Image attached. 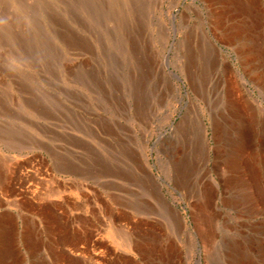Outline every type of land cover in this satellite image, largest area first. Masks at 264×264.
I'll return each mask as SVG.
<instances>
[{"label":"rangeland","instance_id":"374dc122","mask_svg":"<svg viewBox=\"0 0 264 264\" xmlns=\"http://www.w3.org/2000/svg\"><path fill=\"white\" fill-rule=\"evenodd\" d=\"M156 1L0 0V264H264L263 204L235 206L227 188L250 177L229 164L244 138L259 148L264 85L214 38L202 1Z\"/></svg>","mask_w":264,"mask_h":264},{"label":"bare ground","instance_id":"6f19581e","mask_svg":"<svg viewBox=\"0 0 264 264\" xmlns=\"http://www.w3.org/2000/svg\"><path fill=\"white\" fill-rule=\"evenodd\" d=\"M200 1H202L203 2V4L205 5V9L204 10H206L207 11V13H208V20L210 21V23H211V26H212V31H213V36H214V38L217 40V39H219V40H223V41H225L229 46H231L233 49H234V53H237V55L239 56V63H240V65H241V67L243 68V70H244V72H245V74L247 75V76H250V78H252V81H255L256 83L257 82H262L263 84L262 85H264V75L263 74H261L260 72H258V71H256L255 69V66H254V52L256 51L257 53V55H258V52L259 51H262L263 50V45H264V42H263V38H262V34L264 33L263 32V24H264V18H262V17H259L258 15H257V13L256 12H259V4H257L258 3V0H200ZM260 2H264V0H259ZM155 2H157L156 0H155ZM261 3V4H262ZM157 4H158V2H157ZM224 4H228V5H230V7H229V12H231V13H234V14H237V16H238V18H236V19H238V20H236L237 21V26H233V25H230V26H226V25H224L223 24V22H224V20L223 19H225V17H223V15L225 14V12H224V10H225V8L223 9V5ZM218 5V6H217ZM228 5H227V7H228ZM261 10H263V8L261 9ZM228 12V13H229ZM206 13V14H207ZM224 13V14H223ZM260 13V12H259ZM228 16H229V14H228ZM231 16V15H230ZM233 16V15H232ZM237 16H235V17H237ZM223 17V18H222ZM234 17V16H233ZM232 17V18H233ZM231 19V18H230ZM222 20H223V22H222ZM234 20H235V18H234ZM233 20V21H234ZM231 22V21H230ZM230 24V23H229ZM210 27V26H209ZM210 29V28H209ZM263 29V30H262ZM206 36H207V33H206ZM208 38H209V43H211V54L214 56V57H219L218 56V52L217 51H219L220 52V48L219 47H217L216 45H215V43H213L212 42V40H211V38L209 37V36H207ZM241 37H245V39L244 40H242V38ZM253 38H259V40H261V39H263L261 42L259 41V43L258 42H255V43H258V44H254V39ZM222 41V42H223ZM210 49V48H209ZM262 49V50H261ZM166 59H168V55H166V57H165ZM260 58V61L261 62H264V53L262 52V56H260L259 57ZM166 63H167V60H166ZM222 63V66H223V68L228 72V73H230L231 75L234 73V71L232 70V67H231V64L230 63H228V62H226L225 63V61H223V62H221ZM262 65H264V63L262 64ZM193 66V65H192ZM225 71V72H226ZM170 75H172V76H176L177 74L176 73H174L173 71L171 72L170 71ZM263 75V76H262ZM235 77V76H234ZM261 84V83H260ZM237 87H234V80H232V82H231V89H233V90H231L232 91V93L231 94H233L232 96H236V97H234L233 98V100L235 101L236 100V98H239V97H237L238 96V93H237V89H236ZM237 93V94H236ZM198 94V93H197ZM201 97V96H200ZM239 99H241V98H239ZM234 101H233V103H234ZM236 101H238V99L236 100ZM235 101V103H237ZM241 102V101H240ZM244 102V101H243ZM245 103H246V101H245ZM249 104V103H248ZM248 104L246 103L245 104V106L247 107L246 109H248V110H251L252 111V109L251 108H249V106H248ZM244 107V106H243ZM237 108V107H236ZM240 109V108H239ZM241 109H242V107H241ZM245 109V108H244ZM242 112V111H241ZM244 112H246V111H244ZM255 112H256V110H255ZM257 113V112H256ZM235 114H237L238 115V112L236 111L235 112ZM240 114V113H239ZM245 113H243V115H244ZM246 114H248V113H246ZM251 113H249V115H250ZM251 117H252V120L251 119H249V120H247L246 121V123L245 124H243V125H241L242 126V128H240L239 130H240V133L241 132H244V133H247V134H251L252 135V129H254V127H252V126H254V124H255V122L254 121H256V119H254L253 120V117L254 116H252V115H250ZM245 117V116H244ZM250 117V118H251ZM241 119V118H240ZM240 119H239V122H240ZM244 119V118H243ZM246 119H247V115H246ZM243 121V120H242ZM259 121V120H258ZM264 121V120H263ZM263 124V123H262ZM204 127V123L202 122V128ZM219 127V126H218ZM218 127H217V129H218ZM240 127V126H239ZM263 127V126H262ZM256 130V129H255ZM259 131V130H258ZM214 132V131H213ZM261 133V132H260ZM264 133V132H263ZM246 134V135H247ZM257 134V133H256ZM245 135V136H246ZM245 136H243V138L245 137ZM260 136V135H259ZM227 137V136H226ZM238 137V136H237ZM254 136L252 135L250 138L248 137V138H244V142H245V144H244V142L242 143V147H243V145H244V149H249V152H248V154H247V156H246V158L243 160V161H241L242 160V158L240 157V159L239 160H237V159H232L231 160V163L229 164V163H227V164H229V165H231L233 168H237L238 167V164L241 162L242 164H245L244 162H246V164H247V167H249L248 168V171H249V173H250V177H252V179L250 178L249 179V181L251 180V182L249 183V182H247V181H245L244 180V177L243 178H241V177H239L238 175H237V177H235L234 176V178L232 179V178H227V181H228V183L230 184V183H232V185L233 186H230V185H227V188L228 187H234L235 188V191H236V194L237 195H239L238 196V198H236V196L234 197V198H232L231 199V202H232V204L233 205H238L239 206V204H248L251 208V213H253V211H255L256 210V206H257V203H258V205H259V203H261V204H263V207H264V186H263V181H264V136H262V137H259V138H261V141H260V143H259V148L258 147H256V145H254V143L252 142L251 143V141L253 140L252 138H253ZM256 137V136H255ZM257 140L259 141V139H258V137H257ZM256 144V143H255ZM229 146H231L232 145V143L231 144H228ZM233 145L235 146V143H233ZM246 145H248V146H246ZM238 146V145H237ZM233 147V146H232ZM239 147V146H238ZM235 148H237V147H235ZM241 148V147H240ZM243 149V148H242ZM247 150L245 151V153L247 152ZM230 152V151H229ZM241 152H243L242 150H241ZM240 152V153H241ZM243 158H244V156H243ZM225 159V158H224ZM226 160V159H225ZM226 162H228V160L227 161H225V163ZM224 163V162H223ZM240 163V164H241ZM228 165V166H229ZM224 166V165H223ZM231 168V167H230ZM239 169H240V167H238ZM234 170V169H233ZM237 171H238V169H237ZM236 171V172H237ZM247 171V170H246ZM230 172H233V171H230ZM235 172V171H234ZM240 172V171H239ZM244 175V174H243ZM249 175V174H248ZM242 176V175H241ZM226 177H228V176H226ZM231 177V176H230ZM233 177V176H232ZM225 179V178H224ZM219 181V180H218ZM225 181V180H224ZM226 181V182H227ZM226 182H224L225 184L224 185H226ZM227 183V184H228ZM249 184H251V186H252V189L254 190V192L253 193H250V192H248L247 194H245L244 192H243V190H244V188H247V186L249 185ZM217 186V185H216ZM157 188V187H156ZM158 189V188H157ZM225 190H227L226 188H224ZM250 189V188H249ZM212 190L214 191L215 190V188L213 189L212 188ZM247 190V189H246ZM245 190V191H246ZM256 191V192H255ZM209 192V191H208ZM211 192V191H210ZM213 193H215V192H213ZM252 194V195H250V194ZM208 194V193H207ZM245 194V195H244ZM213 195V194H212ZM241 196V197H240ZM208 197H209V194H208ZM245 207V206H244ZM247 207V206H246ZM260 207V206H259ZM243 207H241V209H242ZM260 208H262V206L260 207ZM234 209V208H233ZM253 210V211H252ZM168 212V211H167ZM246 213V212H245ZM264 214V213H263ZM246 215V214H245ZM244 215V216H245ZM178 217H179V215H177ZM175 219V218H174ZM176 219H177V217H176ZM179 219V222L177 223L180 227H182V225H183V219L182 218H178ZM15 220V219H14ZM175 221V220H174ZM209 221V220H208ZM183 222V223H182ZM175 224V223H174ZM208 225H210V224H208ZM214 228V227H213ZM153 229V228H152ZM203 231H204V229H202ZM211 230V229H210ZM216 231V230H215ZM148 232V231H147ZM215 233V232H214ZM123 234V233H122ZM216 234V233H215ZM214 234V235H215ZM1 235V234H0ZM155 235V234H154ZM213 235V234H212ZM2 236V235H1ZM199 236V235H198ZM153 237V236H152ZM145 238H147V237H145ZM144 238V241L146 240ZM213 238V237H212ZM212 238H210L209 237V235H208V233H207V230L205 231V233H203V235H202V240H201V243L205 246V241L207 242V241H210ZM0 239H1V237H0ZM16 239H17V237H16ZM119 239H120V241H121V245L122 246H124V247H126L125 249H131V244L132 243H130V241L126 238V237H123V235H120L119 236ZM160 239V238H159ZM142 241V240H141ZM147 241V240H146ZM148 241H149V238H148ZM151 241V240H150ZM153 241V240H152ZM161 241H162V239H161ZM159 242V241H158ZM157 242V243H158ZM214 242V241H213ZM141 243H143V242H141ZM169 243V242H168ZM167 243V244H168ZM170 243L171 244H173L171 241H170ZM209 243V242H208ZM212 243V242H211ZM136 244V243H135ZM145 244V243H144ZM156 244V243H155ZM162 244V243H161ZM190 244V243H189ZM140 245V244H139ZM148 246H150L149 244H147ZM153 245H151V247H152ZM156 246H159L158 248H160V246L162 247V245H158V244H156ZM168 246V245H167ZM166 246V249L168 250V248H173L172 246L171 247H167ZM210 246V245H209ZM208 246V247H209ZM1 247H2V245H1ZM141 247H143V245H141ZM155 247V246H154ZM30 248V247H29ZM140 248V247H139ZM156 248V247H155ZM175 249L173 250V251H171L172 252V254L174 253V255L172 256V255H170L171 257H169L172 261L173 260H175L174 258L176 257V255H177V257H178V253H177V249H176V247H174ZM141 249V248H140ZM144 249H147L148 251H149V249H148V247H145ZM157 249V248H156ZM161 249V248H160ZM165 249V250H166ZM203 249H205V248H203ZM166 250V251H167ZM250 250V249H249ZM260 250V249H259ZM252 251V250H251ZM2 252V251H1ZM146 252V251H145ZM158 252V251H157ZM170 252V253H171ZM206 252V251H205ZM258 252V254H257V257L258 258H264V252L262 251H257ZM142 253H143V251H142ZM159 253V252H158ZM162 253H164V252H162ZM162 253H160V254H162ZM177 253V254H176ZM146 254V253H145ZM144 254V255H145ZM150 254H152V253H150ZM176 254V255H175ZM149 254H147V256H148ZM163 255H165V254H163ZM180 255V254H179ZM238 256H236V254H235V259H234V261H237V263H235V264H257V263H254L253 261H252V259H251V261H246V259L245 258H243L242 260H245L246 262H244V263H240V256H239V254H237ZM151 256H154V254L153 255H151ZM156 257H157V254L155 255ZM126 257V256H125ZM148 257H150V255L148 256ZM159 257H161V256H159ZM159 257H157V258H159ZM243 257H245L244 255H243ZM153 258V257H152ZM157 258H153L154 260L155 259H157ZM162 258V257H161ZM248 259H249V257H247ZM251 258V257H250ZM151 259V258H150ZM149 259V260H150ZM165 259V258H164ZM180 259V258H179ZM177 260L178 262L180 261V260ZM5 260V259H4ZM148 260V261H149ZM162 260V259H161ZM166 260H168L167 258H166ZM264 259H259V261H263ZM147 261V260H146ZM152 261V260H151ZM162 261H164V260H162ZM162 261H160V258H159V262H162ZM153 262V261H152ZM167 262V261H166ZM178 262H176V263H178ZM181 262V261H180ZM242 262V261H241ZM145 263V262H144ZM175 263V264H176ZM149 264H157V263H149ZM162 264H165V262H162ZM171 264H172V262H171ZM173 264H174V261H173ZM197 264H199V261H197Z\"/></svg>","mask_w":264,"mask_h":264},{"label":"crops","instance_id":"0c3cea01","mask_svg":"<svg viewBox=\"0 0 264 264\" xmlns=\"http://www.w3.org/2000/svg\"><path fill=\"white\" fill-rule=\"evenodd\" d=\"M241 178H242V177H241ZM250 178L252 179V177H249V178H247L245 181H247V182H248ZM250 182H251V180H250Z\"/></svg>","mask_w":264,"mask_h":264}]
</instances>
